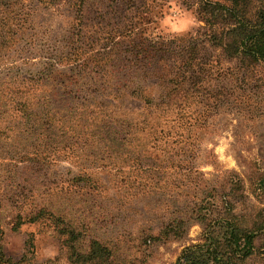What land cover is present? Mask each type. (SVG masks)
Instances as JSON below:
<instances>
[{
  "label": "rangeland",
  "instance_id": "rangeland-1",
  "mask_svg": "<svg viewBox=\"0 0 264 264\" xmlns=\"http://www.w3.org/2000/svg\"><path fill=\"white\" fill-rule=\"evenodd\" d=\"M181 1L148 0L146 35L195 31L201 24ZM129 18L112 0H0L4 260L72 264L60 234L67 227L80 235L78 251L99 241L112 264H175L201 241V219L232 206L244 226L260 228L245 264H264V66L242 90L219 83L225 98L210 109L204 98L172 111L115 101L103 86L157 92L124 53L135 42L121 37ZM177 226L178 236L165 237Z\"/></svg>",
  "mask_w": 264,
  "mask_h": 264
},
{
  "label": "trees",
  "instance_id": "trees-1",
  "mask_svg": "<svg viewBox=\"0 0 264 264\" xmlns=\"http://www.w3.org/2000/svg\"><path fill=\"white\" fill-rule=\"evenodd\" d=\"M147 1L112 0L122 7L125 18L130 17L129 27L121 37L135 38L134 46L124 49V53L133 56L131 68L154 79L157 92L146 94V87L135 82L103 86L106 93L111 91L115 101L130 97L159 110L172 111L183 109L188 100L190 106L198 105L199 99L204 98L205 107L210 109L219 102L218 95L225 98V89L219 83L232 79L234 87L242 90L246 80L264 66V0H182V6L193 10L201 25L177 40L146 35L151 22ZM233 61V68H221L222 62ZM212 83L219 87L218 93L211 90ZM259 185L264 193V176ZM201 223V241L184 247L175 264H245L255 253L256 231L260 228L244 226L232 206L218 219L207 222L202 218ZM180 229L181 226L168 228L164 235L178 236ZM60 234L66 236L72 264H112V253L103 243L92 240L87 252L81 253L74 246L80 237L77 232L66 227ZM0 261L11 264L4 260L1 247Z\"/></svg>",
  "mask_w": 264,
  "mask_h": 264
}]
</instances>
